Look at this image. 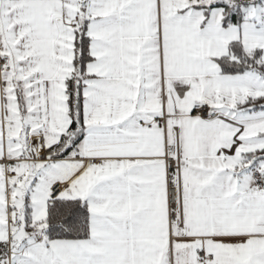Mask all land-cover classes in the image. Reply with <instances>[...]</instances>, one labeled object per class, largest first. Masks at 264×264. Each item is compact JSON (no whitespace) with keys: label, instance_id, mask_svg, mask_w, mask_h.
Instances as JSON below:
<instances>
[{"label":"snow or ice","instance_id":"obj_1","mask_svg":"<svg viewBox=\"0 0 264 264\" xmlns=\"http://www.w3.org/2000/svg\"><path fill=\"white\" fill-rule=\"evenodd\" d=\"M0 264H264V0H0Z\"/></svg>","mask_w":264,"mask_h":264}]
</instances>
